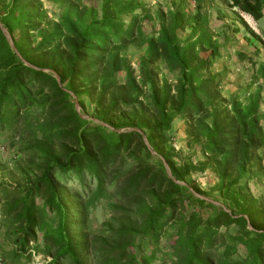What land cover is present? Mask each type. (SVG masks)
<instances>
[{
    "label": "trees",
    "instance_id": "obj_1",
    "mask_svg": "<svg viewBox=\"0 0 264 264\" xmlns=\"http://www.w3.org/2000/svg\"><path fill=\"white\" fill-rule=\"evenodd\" d=\"M86 1L0 0V259L264 264V0Z\"/></svg>",
    "mask_w": 264,
    "mask_h": 264
},
{
    "label": "rangeland",
    "instance_id": "obj_2",
    "mask_svg": "<svg viewBox=\"0 0 264 264\" xmlns=\"http://www.w3.org/2000/svg\"><path fill=\"white\" fill-rule=\"evenodd\" d=\"M87 4L89 5H93L95 7L99 6V2L97 0H87L86 1ZM43 7L45 9H47L48 11H55V6H53L51 3L49 2H44L43 3ZM56 12V11H55ZM244 20L246 21V23L248 24V26L250 27L251 30H253L255 33H257L258 35L262 36V28H264V23L260 24L257 22H254L250 17L246 16V15H242ZM221 25L220 22L218 21H214L212 24L213 29H215L217 31V29L219 28V26ZM261 25V26H260ZM145 30H149V27H145ZM242 32L239 33L237 36H235V41L233 44L228 45L225 49L222 50L221 55L223 56L222 61L219 62L217 64L216 69H220L223 64H226L227 66L230 67V69H232L234 71V73L231 75V79L234 81H238V82H242L245 79H248L250 77V68H248L247 65L245 64H241L237 61V58L235 56V52L237 50H244L247 53L251 54L252 53V47L251 46H246L245 41L242 39V35L244 33V30L242 28L241 30ZM263 37V36H262ZM138 56V51L136 49H129L128 51V57L131 60V64L132 67L136 70V59ZM259 59L260 60H264V50L261 47L260 50V55H259ZM120 79H122L123 74L120 73L119 74ZM229 89V87L227 88ZM77 111H80L79 106L76 109ZM81 112V111H80ZM87 117L92 116V109L91 106L89 104H87ZM172 135H173V143L176 149H182L184 147V121L183 120H176L174 125H173V130H172ZM1 151H2V157L5 158L6 160H10L13 159L14 156V150L10 149V148H6L5 146L1 147ZM185 154L189 153V151L184 150L183 151ZM200 154L197 153V157ZM192 181H195L197 183V185H199V187H201L202 189H206L207 187H209V185H211L213 183V178L211 175H209V173H205V174H198V173H194L192 175ZM264 186V180H262V182L259 181H254L250 184V188L252 190L253 193H257L260 189H262ZM106 218V212L104 209V205L103 203L98 204V206L95 208L94 212H93V220H95V222L97 223V225H99L98 223H101L102 221H104ZM48 260L45 259L42 256H36L35 260L33 261V264H43L44 261Z\"/></svg>",
    "mask_w": 264,
    "mask_h": 264
},
{
    "label": "crops",
    "instance_id": "obj_3",
    "mask_svg": "<svg viewBox=\"0 0 264 264\" xmlns=\"http://www.w3.org/2000/svg\"><path fill=\"white\" fill-rule=\"evenodd\" d=\"M258 23H260V24H262V23H264V17L262 18V19H260L259 21H258ZM261 26V25H260ZM262 28V33H264V28L263 27H261ZM234 84H232V85H227V87H229V93H234V92H236V86L234 85Z\"/></svg>",
    "mask_w": 264,
    "mask_h": 264
},
{
    "label": "water",
    "instance_id": "obj_4",
    "mask_svg": "<svg viewBox=\"0 0 264 264\" xmlns=\"http://www.w3.org/2000/svg\"><path fill=\"white\" fill-rule=\"evenodd\" d=\"M0 27H1V25H0ZM1 29H2V31L5 33V31L3 30V28L1 27ZM5 37H6V39L8 40V41H10V36L8 35V34H6L5 33ZM13 47V46H12ZM14 49V48H13ZM57 78V80H58V77H56ZM77 107H78V104H77V102H75V108L77 109Z\"/></svg>",
    "mask_w": 264,
    "mask_h": 264
},
{
    "label": "built area",
    "instance_id": "obj_5",
    "mask_svg": "<svg viewBox=\"0 0 264 264\" xmlns=\"http://www.w3.org/2000/svg\"><path fill=\"white\" fill-rule=\"evenodd\" d=\"M0 264H5V263L0 259Z\"/></svg>",
    "mask_w": 264,
    "mask_h": 264
}]
</instances>
